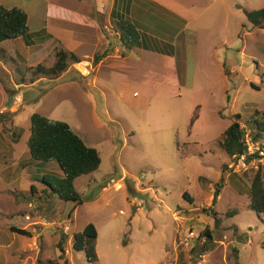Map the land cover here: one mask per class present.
<instances>
[{
	"label": "rangeland",
	"instance_id": "1",
	"mask_svg": "<svg viewBox=\"0 0 264 264\" xmlns=\"http://www.w3.org/2000/svg\"><path fill=\"white\" fill-rule=\"evenodd\" d=\"M96 1L98 11L94 0H44L43 4L2 0L41 11L43 25L53 36L39 48L47 65L58 41L86 60L111 52L104 2ZM154 1L186 20L180 26L174 19L167 23L161 16L157 20L167 23L163 27L168 35L179 29L171 39L164 34L163 42H158L171 41L175 59L158 55L163 64L157 58V63L148 62L136 55V47L127 49L129 57L121 61H105L94 72V84H87L86 77L72 69L57 81L43 80L32 88L40 95L48 93L26 111L66 122L99 153L97 170L74 179L79 205L48 195L40 181L46 171L36 172L32 164L19 165L29 158V121L22 117L21 106L8 110L12 105L7 94V103L0 101V171L8 166L0 182L5 177L13 182L8 181L9 190L0 191V264H264V217L247 208L254 170L229 172V156L218 146V137L233 114H240L243 126L255 110L264 112V27L252 26L243 12L264 7V0ZM5 47L13 48L11 43ZM17 63L28 82L26 65ZM111 63L115 65L109 69ZM223 72L227 77H222ZM12 73L0 68V92L17 91ZM45 164L56 170L55 162ZM258 168L264 184V161ZM37 174V182L46 189L41 192L36 183L39 188L30 196L25 188ZM221 176L220 197L211 205ZM110 179L115 183L108 186ZM183 192L191 202L183 199ZM29 201L34 207H28ZM209 209L220 218L218 227ZM23 210L49 222L37 221L29 237L6 232L8 222L23 220L8 213ZM89 222L97 230L94 262H87L84 251L72 247L73 234ZM189 228L197 235L206 228L212 231L207 251H201L202 239L195 238L192 249L178 243ZM61 234L63 255L57 247Z\"/></svg>",
	"mask_w": 264,
	"mask_h": 264
},
{
	"label": "trees",
	"instance_id": "2",
	"mask_svg": "<svg viewBox=\"0 0 264 264\" xmlns=\"http://www.w3.org/2000/svg\"><path fill=\"white\" fill-rule=\"evenodd\" d=\"M244 14L247 21L254 27H264V7L255 10L244 9ZM28 31L27 28V14L19 7L6 8L0 4V41L12 40L17 37L24 36ZM120 42L126 48L141 47L143 43L142 32H140L130 20L121 18L117 28ZM48 38L52 35L48 34ZM58 41V40H57ZM4 50L0 49V54L4 55ZM55 61L51 66H45L38 63L35 66L25 68L30 74L32 80L45 77L55 78L67 69L69 63L80 62V58L72 51L66 49L60 41L58 47L54 52ZM104 54H95L93 61L96 63ZM3 61L14 62L11 57L2 56ZM225 71V69H224ZM226 72V71H225ZM252 87L256 88L253 84ZM196 117V116H194ZM29 135L26 140V147L29 154V160H23V164H19L24 168L26 164L36 166V172H45L41 176V183L47 188L48 195H56L63 201H72L74 205H79L82 201L80 194L74 189V179L81 175H86L94 172L100 165V156L98 151L91 146H88L84 141L71 129V127L64 121L52 120L46 116L32 112L29 116ZM245 125V126H244ZM240 125V114L236 113L231 116L230 124L222 131L218 137V146L228 155H240L245 152L246 146L243 142L245 133H249L251 138L256 141L264 138V112L255 110L247 124ZM18 133L22 129L17 128ZM55 162L56 170H52L45 163ZM29 167V166H28ZM49 171L54 172L49 176ZM39 175H35L38 177ZM39 178V177H38ZM31 178L38 185L39 179ZM223 177L221 176L217 183H215L214 191L211 198V205L217 200V197L222 187ZM45 188V189H46ZM45 191V190H43ZM29 192L34 195V185L30 184ZM184 200L191 202V197L187 192L182 193ZM249 203L247 208L254 211L257 217H264V184L261 179V169L253 171V176L250 179L248 187ZM204 211H206L204 209ZM213 217L214 227H218L221 220L216 213L209 209ZM234 213L226 216H232ZM264 223V218L262 219ZM11 232L22 236H31V233L26 228L10 227ZM97 230L91 222L87 223L79 232H75L72 236V247L76 251H84L86 261L94 262L97 260L95 250ZM64 235L61 234L57 247L61 254L64 253L62 241ZM204 238L202 242V253L207 251L213 242L212 231L207 228L200 231L195 240ZM194 240V241H195ZM196 244H193V247ZM192 247V248H193ZM191 248V249H192Z\"/></svg>",
	"mask_w": 264,
	"mask_h": 264
},
{
	"label": "crops",
	"instance_id": "3",
	"mask_svg": "<svg viewBox=\"0 0 264 264\" xmlns=\"http://www.w3.org/2000/svg\"><path fill=\"white\" fill-rule=\"evenodd\" d=\"M40 1H41V4H43L44 0H40ZM103 2H104L103 10L105 11L107 21L110 24V25H107L104 23V27L105 29L108 30L106 37L108 38L107 39L109 41L108 47L110 48L111 52L110 53L106 52L105 55L100 60H98L96 63H94L93 59L86 60V59L79 57L80 62L69 63V66L67 67V69L55 78L40 77V78L32 80L29 74V77H27L28 82L24 81L25 75L22 72V69H20V64L17 63V61L24 63L26 67L35 66L38 63L44 64L45 66H51L55 61V55L53 54L50 63L47 65L44 63L43 57H41L42 55H41V51L39 50V48L41 45L45 44L48 40L52 39L53 36L51 38L47 37V35L50 33L47 31L46 25L45 27L43 25L44 21L41 20V11L39 10V14H38L37 13L38 10H36L37 7L32 8V6H28V7L18 6L19 8L23 9L27 14V28H28L27 33L22 37H17L16 39L0 41V49L4 50L5 52L4 55L0 54V68L3 69L4 72H6L7 74L8 73L11 74L13 72L12 76L10 75V78L11 80H13L14 88L17 89V91H13V90H9L5 88L6 89L5 91L7 93L3 90H1L0 92V101L3 103L4 102L7 103L5 94L8 95L7 99L9 103L12 105L8 109L9 111H11L12 107H14L15 105L21 106L20 112L22 114V117L26 116L27 119L29 120V116L32 112L26 111L25 109L27 107L31 108L34 104H36L35 102L40 101L41 98L46 93H48L46 92L40 95L37 92L33 91L32 88L35 87L36 83L43 81V80L57 81L58 79H61L67 74H69L70 71L74 69L73 73L75 75L77 74V75H80L81 77H86L85 81H87V84L89 82L94 84L96 82L94 72H96L101 67V65L105 63V61L114 59V61L117 62V61H121L129 57V55L126 54V50L128 49L132 51V49L135 50L136 47L126 48L120 42L117 28L119 25V20L121 18H126L130 20L135 26H137L138 30L143 33L142 38L144 40H143L142 46L137 47L138 50L136 51V55H140V56L142 55L146 61L148 62L154 61L156 63H157L156 58L158 57V55L168 56L170 58L175 59V55H174L175 46L171 45L170 43L171 41L164 43V45L163 43L159 45L158 42H163L162 36H165V35L170 37L171 39L172 36L175 35V33L177 34L179 30L178 29L175 33H172L173 31H170L171 35H168L167 34L168 31L165 30V27L163 26H165L168 22H170L173 19H174L173 21H175L174 24L177 23L180 26L181 23L186 22L184 17L180 16L174 10L167 9L165 5L159 2H155L154 0H103ZM94 3L96 6V10L98 11L100 8V4H98L96 0H94ZM0 4L6 8L14 7V5H7L3 3L2 0H0ZM10 4L12 3L10 2ZM28 8H30V13L28 12ZM153 9H157V12H153L154 11ZM161 16L165 18L166 22L168 21L165 25H161L157 21L158 19H160ZM144 41L147 42V45L144 43ZM150 42L153 45H149L148 43ZM10 43L13 46L12 49L5 47L6 45H9ZM144 49L150 50L157 54L154 53V55L156 56L145 54L142 51ZM2 56L11 57L12 60L16 62V65L12 66V64H10L9 62L3 61ZM29 59L31 61H29ZM157 60L159 64L164 63V61H162V59L160 58H157ZM114 63H111L108 68L109 69L113 68V65H115ZM15 72L19 73V75L13 76ZM177 72L178 70L175 71V77H176L174 78L175 80L176 79L179 80V75ZM90 75L92 76L90 77ZM224 76L227 77L223 72L222 77ZM251 84L256 86L253 83V81H250V85ZM20 88H24V89L20 90ZM55 89H56V86H55ZM13 152H14V149L12 150V153ZM27 159H28V156H27ZM6 170H8V166L6 167ZM6 170H3V171L1 170L0 174L5 172ZM35 178L37 179L38 177H35ZM8 181L9 180L7 179V177L1 179L0 191L9 190L7 186L10 185L9 182H11V184H13V182L12 181L8 182ZM30 184L34 185V192L36 193L39 187L36 186V182L32 179L30 180L28 187H26L25 189L29 190ZM40 190L41 192H43V190H45V187L41 186ZM14 191H17V190H14ZM219 197L220 195H218V199ZM27 205L28 207H34V203L32 201H29ZM175 212L176 211H174L173 213ZM13 215H15L16 217L21 215L23 220L20 218L19 220L21 222L19 223H9L8 222L6 232L7 230L10 231L9 229L10 227H14V228L17 227V228H26L27 230L30 231L31 234H33V230H35L34 225L37 224V221L42 222V223L49 222L48 219L43 218L41 215L33 216L32 214L27 212V210H23L19 213L9 212L7 216H13ZM182 222L183 220H180L179 223L182 224ZM28 226H33V228L30 229L28 228ZM11 233L13 235L17 234L14 232H11ZM177 235L175 237L176 240H177ZM172 251H174V248L171 249L170 252Z\"/></svg>",
	"mask_w": 264,
	"mask_h": 264
},
{
	"label": "built area",
	"instance_id": "4",
	"mask_svg": "<svg viewBox=\"0 0 264 264\" xmlns=\"http://www.w3.org/2000/svg\"><path fill=\"white\" fill-rule=\"evenodd\" d=\"M244 145L246 146L245 152L240 155L229 156L230 163L227 164L229 172L243 173L249 169L257 170L258 164L264 161V141L259 139L254 141L251 136L246 132L243 137ZM115 183L114 179H110L108 186ZM67 228V227H66ZM198 235L193 231L187 232L184 236L179 238V243L187 246L189 249L193 247V241ZM204 241V238H202ZM201 256V255H200ZM199 257V255H198Z\"/></svg>",
	"mask_w": 264,
	"mask_h": 264
}]
</instances>
